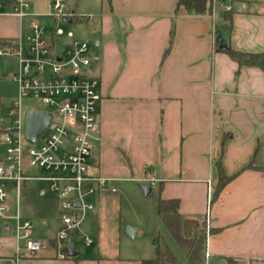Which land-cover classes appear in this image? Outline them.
<instances>
[{"label": "crops", "instance_id": "crops-1", "mask_svg": "<svg viewBox=\"0 0 264 264\" xmlns=\"http://www.w3.org/2000/svg\"><path fill=\"white\" fill-rule=\"evenodd\" d=\"M25 1L35 16L23 25L47 15ZM176 1L102 4L96 49L88 51L86 71L97 81L100 95L94 133L98 139L87 159L88 174L107 179L108 187L126 179L144 184L150 192L156 188L162 199H178L182 216L204 220L208 229L218 230L207 236L206 264H264V73L258 67H238L217 49L214 32L215 26L223 25L221 2L232 12L231 29L223 33L227 45L242 53H264V1L236 0L233 5L235 0H215L211 12L204 15H190L182 8L175 11ZM8 22L13 27L8 32L0 28V40L13 41L19 33L18 20ZM51 38L54 48L52 32ZM72 39L79 41L74 35ZM70 43L71 39L68 48ZM218 161L224 174L234 177L211 202ZM29 184L25 191L22 186L18 198L27 193ZM9 185V214L14 215L18 199L16 193L10 195L13 185ZM106 191L110 190L89 197L93 209L81 225L97 224L93 199ZM14 226V220L0 219V264H140L143 260L99 250L60 259L55 243L58 229L52 236L50 223L45 237L36 239L43 244L36 256L18 254L16 248L24 241L15 239Z\"/></svg>", "mask_w": 264, "mask_h": 264}, {"label": "built area", "instance_id": "built-area-1", "mask_svg": "<svg viewBox=\"0 0 264 264\" xmlns=\"http://www.w3.org/2000/svg\"><path fill=\"white\" fill-rule=\"evenodd\" d=\"M219 5L224 11L231 9L224 3L219 2ZM49 7L47 16L55 22L74 18L73 14L64 13L61 0H53ZM33 16L35 14L25 0H0V17H12L19 22L17 37L0 46V57L17 58L18 68L9 78L16 82L20 96L38 99L50 109L46 111L50 115L49 124L34 142L26 139L25 119L20 120L19 102L8 110L16 119L0 127L6 146L5 155L0 160V219L15 222L14 237L24 241L16 252L36 256L43 244L31 237L30 220L22 221L18 211L9 214L6 184L13 185L18 199L24 182H45L49 192L57 196L62 211L59 219L63 229L57 230L55 243L59 249L58 258L63 259L67 255L60 248L72 240L73 231L93 209L89 197L98 191L109 189L113 192L114 189L108 187L107 179L92 177L87 171L92 143L98 139L94 133L97 128L96 108L100 101L97 81L86 73L90 64L89 44L72 39L71 32L64 35L62 30L56 29L52 31L53 45L58 44L62 36L71 39V43L61 55H51L44 38V27L34 20L23 25L24 20ZM29 169L41 171L42 175H27ZM150 185L153 187L154 183L150 182ZM5 231H9L8 226ZM84 242L89 245L91 240L86 237ZM204 256L208 257L206 251Z\"/></svg>", "mask_w": 264, "mask_h": 264}, {"label": "rangeland", "instance_id": "rangeland-1", "mask_svg": "<svg viewBox=\"0 0 264 264\" xmlns=\"http://www.w3.org/2000/svg\"><path fill=\"white\" fill-rule=\"evenodd\" d=\"M27 1L35 11L48 14L50 12L48 2L51 4L53 0ZM61 1L65 6L64 13L73 14L76 17L73 18L72 23L55 22L47 15L34 18L35 21L45 27L44 38L50 47L51 54H61L63 50L68 49L69 45V39L62 36L59 43L54 48L52 47L51 32L56 29L62 30L64 35L71 32L74 38L79 41L88 42L89 52H94L96 49L94 44L98 38L97 23L99 14L102 4H107L108 1ZM237 2L235 0L233 5H237ZM83 16L84 18H79ZM86 17H91V19H87ZM11 18L0 17V28L7 32L12 29L13 26L8 22V19ZM17 68L16 57H0V127L7 126L12 119H16V116H12L8 112L9 108L16 102L20 104L21 122L24 121L28 110H50L47 105L42 104L38 99L19 95L16 82L9 78V73L14 72ZM5 147L0 133V154L5 153ZM26 174L40 176L42 172L29 169ZM10 185L12 186V184ZM143 187L144 184L125 179L118 183H109V188L114 189L113 192L106 191L96 195L93 202L95 201L99 213L96 219L97 224L87 227L81 225V223L72 233L75 248L80 255L96 253L99 250L106 255L121 252L122 257L151 259L154 257L155 241L159 238V241H166L181 264H189L182 250L176 245L156 215L155 203L158 197L157 189L152 188L150 193L145 194ZM9 190H11L10 195L15 197L13 186L9 187ZM42 191L45 192L44 195H40ZM16 203L22 221L24 219L31 220V236L34 239H43L45 237L46 227L49 223L54 226L51 232L52 236L55 235L57 229L59 230L63 227L59 219L62 211L59 208L57 196L49 193L48 186L45 182L32 180L27 188V193L18 198ZM57 220L60 223L59 227H56ZM127 227L136 229V236L132 238L126 236L125 231ZM86 237L92 239V243L88 246L84 242ZM98 237L101 238L98 239ZM144 253H147L149 256H146Z\"/></svg>", "mask_w": 264, "mask_h": 264}, {"label": "trees", "instance_id": "trees-1", "mask_svg": "<svg viewBox=\"0 0 264 264\" xmlns=\"http://www.w3.org/2000/svg\"><path fill=\"white\" fill-rule=\"evenodd\" d=\"M108 2L110 0H107ZM264 1V0H263ZM184 9L190 15H204L210 13L212 9V0H177L175 11ZM223 25L215 26L216 35L230 31L232 22V12L221 11ZM7 44V41L0 40V46ZM224 51L230 59L237 63L238 67H258L264 73V53H242L236 51L227 45ZM248 167H251L249 165ZM217 185L211 197V202L215 201L222 189L230 182L234 176H226L223 172L220 162H216ZM28 182L23 183V191L28 186ZM22 191V193H24ZM155 203V212L165 229L168 231L176 245L182 250L189 264H206L205 249L207 236L217 232V229H208L204 220L187 218L179 213L178 199H162L157 195ZM154 257L143 259L140 264H181L176 258L172 249L165 240L155 241ZM230 261V259H228Z\"/></svg>", "mask_w": 264, "mask_h": 264}, {"label": "water", "instance_id": "water-1", "mask_svg": "<svg viewBox=\"0 0 264 264\" xmlns=\"http://www.w3.org/2000/svg\"><path fill=\"white\" fill-rule=\"evenodd\" d=\"M215 43L218 50L227 49V42L223 34H219L215 38ZM50 121V115L45 111L28 110L25 116V135L29 142H34L46 129ZM144 193L148 194L150 189L143 187ZM126 236L134 237L136 229L127 227ZM67 257H74L78 255L71 239L67 241V245L63 248Z\"/></svg>", "mask_w": 264, "mask_h": 264}]
</instances>
